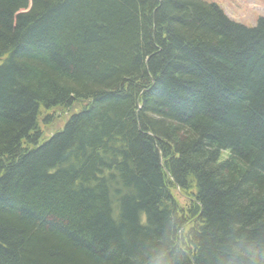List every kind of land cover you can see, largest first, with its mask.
<instances>
[{"label":"trees","instance_id":"trees-1","mask_svg":"<svg viewBox=\"0 0 264 264\" xmlns=\"http://www.w3.org/2000/svg\"><path fill=\"white\" fill-rule=\"evenodd\" d=\"M161 246L264 264V16L0 0V264H150Z\"/></svg>","mask_w":264,"mask_h":264},{"label":"rangeland","instance_id":"rangeland-1","mask_svg":"<svg viewBox=\"0 0 264 264\" xmlns=\"http://www.w3.org/2000/svg\"><path fill=\"white\" fill-rule=\"evenodd\" d=\"M217 2L227 15L246 26H255L259 16H264V0H206ZM70 114V113H69ZM68 119V113L58 111L50 124L43 126L45 135L62 128Z\"/></svg>","mask_w":264,"mask_h":264},{"label":"clouds","instance_id":"clouds-1","mask_svg":"<svg viewBox=\"0 0 264 264\" xmlns=\"http://www.w3.org/2000/svg\"><path fill=\"white\" fill-rule=\"evenodd\" d=\"M150 264H168V249L161 246L150 254Z\"/></svg>","mask_w":264,"mask_h":264},{"label":"bare ground","instance_id":"bare-ground-1","mask_svg":"<svg viewBox=\"0 0 264 264\" xmlns=\"http://www.w3.org/2000/svg\"><path fill=\"white\" fill-rule=\"evenodd\" d=\"M217 3V2H216ZM218 4V3H217ZM225 11V10H224ZM227 14V13H226Z\"/></svg>","mask_w":264,"mask_h":264}]
</instances>
